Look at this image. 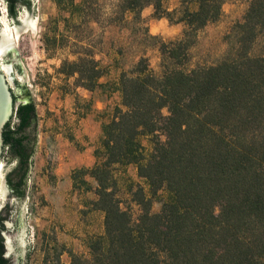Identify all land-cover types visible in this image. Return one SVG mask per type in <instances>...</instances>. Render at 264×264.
<instances>
[{
	"label": "trees",
	"instance_id": "16d2710c",
	"mask_svg": "<svg viewBox=\"0 0 264 264\" xmlns=\"http://www.w3.org/2000/svg\"><path fill=\"white\" fill-rule=\"evenodd\" d=\"M225 1L179 0L169 10L161 0H122L132 18L151 5L153 18L181 31L163 40L145 29V39L157 43L158 73L141 54L119 74L120 104L101 124L95 162L86 169L104 231L89 240L90 257L75 255V264H264V52L252 53L264 32V0H245L219 62L188 67L198 32L219 18ZM5 3L16 16L29 1ZM62 71L88 90L105 75L89 53L64 60ZM25 100L2 131V158L15 161L6 180L18 197L36 143L35 104ZM143 135L152 144L146 156ZM130 164L145 186L129 185L125 202L115 171Z\"/></svg>",
	"mask_w": 264,
	"mask_h": 264
},
{
	"label": "rangeland",
	"instance_id": "374dc122",
	"mask_svg": "<svg viewBox=\"0 0 264 264\" xmlns=\"http://www.w3.org/2000/svg\"><path fill=\"white\" fill-rule=\"evenodd\" d=\"M32 25L13 33L0 0V36L7 25L12 43L0 55L10 66L5 75L14 94L35 104L36 143L27 185V257L25 264H75V255L88 259L89 240L103 234V213L93 206L94 180L86 171L95 162L101 124L120 104L118 78L138 56L145 54L159 71L156 40L145 39V29L163 40L180 34V24L153 18L151 5L141 19L122 11V0H28ZM76 4L81 6L77 8ZM169 10L179 0H161ZM245 0H226L219 18L204 26L190 48L188 67L212 65L225 55L226 35L241 19ZM264 52V32L252 53ZM89 53L105 68L102 83L88 90L75 83V74L62 71L64 60ZM166 114V110H162ZM143 153L151 150L150 137H140ZM117 194L126 202L129 185L139 183L133 164L115 171ZM154 200L152 210L159 208ZM136 212L137 207L131 203Z\"/></svg>",
	"mask_w": 264,
	"mask_h": 264
},
{
	"label": "water",
	"instance_id": "95a60500",
	"mask_svg": "<svg viewBox=\"0 0 264 264\" xmlns=\"http://www.w3.org/2000/svg\"><path fill=\"white\" fill-rule=\"evenodd\" d=\"M8 20L14 34L26 29L29 22V4L19 5L16 16L7 13L5 0H2ZM15 102L9 83L3 74L0 64V218L4 222L3 236L11 258V264H25L27 257V185L30 166L27 173L24 195L18 197L10 191L7 184V172L14 166L15 161L2 158V131L5 123L13 115L14 107L26 98L15 94ZM32 159V156H31ZM31 165V163H30ZM14 247V249L12 248Z\"/></svg>",
	"mask_w": 264,
	"mask_h": 264
},
{
	"label": "bare ground",
	"instance_id": "6f19581e",
	"mask_svg": "<svg viewBox=\"0 0 264 264\" xmlns=\"http://www.w3.org/2000/svg\"><path fill=\"white\" fill-rule=\"evenodd\" d=\"M32 23H33L32 20L29 19L27 27L31 26ZM11 36H12L11 30L8 28L7 25H5L2 28V32H1V36H0V55H2L6 51V49L10 47V45L12 43ZM1 68H2V70L4 69V72H6V74H8V72H10V66H6V64H2Z\"/></svg>",
	"mask_w": 264,
	"mask_h": 264
},
{
	"label": "flooded vegetation",
	"instance_id": "af4514ba",
	"mask_svg": "<svg viewBox=\"0 0 264 264\" xmlns=\"http://www.w3.org/2000/svg\"><path fill=\"white\" fill-rule=\"evenodd\" d=\"M12 95L14 99L15 94L13 92ZM20 102H23V100H21ZM1 228L4 229V222L2 220H0V264H11L12 261L11 258H9L10 251L8 250L6 244L4 243L3 229ZM12 248L14 249V247Z\"/></svg>",
	"mask_w": 264,
	"mask_h": 264
}]
</instances>
